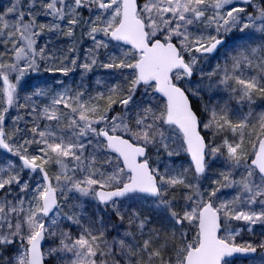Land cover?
Listing matches in <instances>:
<instances>
[{"label": "snow or ice", "instance_id": "snow-or-ice-1", "mask_svg": "<svg viewBox=\"0 0 264 264\" xmlns=\"http://www.w3.org/2000/svg\"><path fill=\"white\" fill-rule=\"evenodd\" d=\"M234 33L249 43L206 72ZM77 70L75 86L29 83ZM205 90L264 98V0H8L0 264H231L264 249L237 244L232 223L264 224V112Z\"/></svg>", "mask_w": 264, "mask_h": 264}, {"label": "rangeland", "instance_id": "rangeland-1", "mask_svg": "<svg viewBox=\"0 0 264 264\" xmlns=\"http://www.w3.org/2000/svg\"><path fill=\"white\" fill-rule=\"evenodd\" d=\"M8 3V0H0V10H3V7ZM239 35V33H234L231 36L226 38V45L222 47L219 52L217 53V56L211 60L207 61L206 64L202 65L204 70L211 71L212 68L217 64L221 63L223 64V58L224 54L226 51L230 52L233 48L239 45L247 44L249 41L245 39H237L236 37ZM259 41H257L258 43ZM54 79H59L63 80L66 84L75 86L74 83L76 84L79 79H80V73L79 70H77L74 73H70L67 77L62 76L59 73L56 74H50V73H43L42 75H39V79H29V83H38V82H43L47 81V83L51 84ZM93 79H95V76H93ZM207 83V80H205V84ZM30 88H25L24 91H21L20 94L23 97L26 93L30 92ZM203 102H209V103H219V104H224V103H231V107L234 110L236 114L243 115L248 113L249 106L247 102H241L237 103V100L235 98H230L229 94L223 90H213V91H208L205 90L203 92ZM195 105L199 106L201 104V101L199 99H195ZM16 111L12 110V115H15ZM11 123V120H10ZM4 153L0 152V156H3ZM186 154H181L180 157H175L176 161V166L179 167L181 164V161ZM221 162L217 161L212 164V167L209 169L208 172V178L203 180V183L205 185L209 184L211 179L215 177V174L220 170L221 168ZM235 195L234 190L232 189H225L222 191L221 196L222 198H227L231 199L232 196ZM89 204H92V202H89ZM93 212L96 211L95 205L92 206ZM144 211L146 213L149 212V208L147 205L144 206ZM101 212H103V209H101ZM104 215L107 217L108 213H104ZM154 215V214H153ZM155 218V217H154ZM234 226L240 229V234L236 237V243L237 244H245V243H252V244H259L262 240H264V224L257 223L255 225H251V231H249V226L246 225L243 221H233L232 222ZM115 234V233H113ZM259 249V248H258ZM231 264H264V254L259 251V254L251 259H236L233 261H230Z\"/></svg>", "mask_w": 264, "mask_h": 264}, {"label": "trees", "instance_id": "trees-1", "mask_svg": "<svg viewBox=\"0 0 264 264\" xmlns=\"http://www.w3.org/2000/svg\"><path fill=\"white\" fill-rule=\"evenodd\" d=\"M236 47H238V46H236ZM216 56H217V54L214 57H216ZM214 57H210V59L213 60ZM42 74L43 73H40L39 75H42ZM96 75H102V71L101 70H98L97 73H96ZM74 85H75V83H74ZM21 95L22 94H20V96ZM21 98H22V96H21ZM193 102L195 104V101L194 100H193ZM231 103L232 102H229L228 103L229 109L233 113H235L234 110L231 107ZM248 106H249V110L252 111V112H255V113L264 112V98L257 96V97L254 98V103L251 106L248 104ZM9 123H10V120H9ZM181 159H182V161H181L180 164H183L185 167H187L188 166V163H189L188 162V159H187V156L184 155V157L181 158ZM93 205H94V203L88 205V211H89V213H92L93 212V208H92ZM192 234H194V232Z\"/></svg>", "mask_w": 264, "mask_h": 264}, {"label": "water", "instance_id": "water-1", "mask_svg": "<svg viewBox=\"0 0 264 264\" xmlns=\"http://www.w3.org/2000/svg\"><path fill=\"white\" fill-rule=\"evenodd\" d=\"M225 45V44H224ZM223 45V46H224ZM223 46H221L218 50H220ZM218 52V51H217ZM216 52V53H217ZM215 53V54H216ZM213 54V55H215ZM262 252L264 253V249L262 250ZM257 255V251L255 253H237V254H234L233 257H230L228 258L229 260H234V259H249V258H252L254 256Z\"/></svg>", "mask_w": 264, "mask_h": 264}]
</instances>
